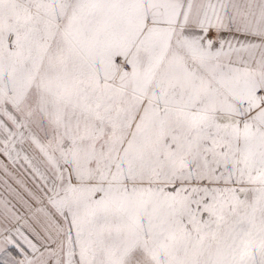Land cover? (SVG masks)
<instances>
[{"label": "snow or ice", "instance_id": "snow-or-ice-1", "mask_svg": "<svg viewBox=\"0 0 264 264\" xmlns=\"http://www.w3.org/2000/svg\"><path fill=\"white\" fill-rule=\"evenodd\" d=\"M0 264H264V0H0Z\"/></svg>", "mask_w": 264, "mask_h": 264}]
</instances>
